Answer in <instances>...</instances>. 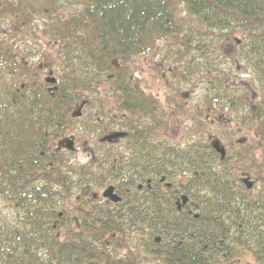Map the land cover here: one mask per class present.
Wrapping results in <instances>:
<instances>
[{
  "label": "trees",
  "instance_id": "obj_1",
  "mask_svg": "<svg viewBox=\"0 0 264 264\" xmlns=\"http://www.w3.org/2000/svg\"><path fill=\"white\" fill-rule=\"evenodd\" d=\"M65 5L72 8L63 13L60 8ZM5 26L10 32L30 29L35 42L40 36L47 38L46 45L51 42L45 54L53 59L55 90L31 84L21 88L32 72L21 59L24 51L18 53L4 38L9 33H3ZM160 35L178 36L186 45L190 65L195 62L203 73L211 106L218 83L225 91L224 101L232 100L224 89L231 65L222 62L226 40L239 36L241 56L262 90L252 110L254 125L261 127L264 0H0V264H109L102 235L94 234L89 250V214L81 221L85 233L68 234L60 241L55 236L52 219L59 199L54 163L49 166L43 145L57 132L59 109L65 111L85 98L91 76L102 80L111 72L113 81L123 73L124 82L130 83L125 79L129 55ZM114 59L120 66L111 64ZM207 141L203 148L197 141L185 152H173L172 172L186 175L184 188L197 201L198 216L188 219L187 228L181 226V217L173 218L169 226L174 227L168 230L178 233L185 246L166 252V262L220 264L249 251L256 264H264V158L254 153L255 146L246 145L219 161ZM232 156L239 169L254 175L256 191L237 182ZM158 221L163 228L168 224Z\"/></svg>",
  "mask_w": 264,
  "mask_h": 264
},
{
  "label": "flooded vegetation",
  "instance_id": "obj_2",
  "mask_svg": "<svg viewBox=\"0 0 264 264\" xmlns=\"http://www.w3.org/2000/svg\"><path fill=\"white\" fill-rule=\"evenodd\" d=\"M166 36H156L150 45L138 47L129 55L125 79L130 83L124 82L123 73L113 81L114 73L111 72H106L102 80H93L91 76L85 85V98L75 100L65 111L59 109L57 132L47 136L43 145L49 166L54 163L59 199L52 219L55 236L60 241L68 234L85 233L81 221L89 214V250L92 251L94 234L102 235V251L109 264H131L130 255L138 257L140 252L149 253L158 264H167L166 252L184 248L183 238L168 230L174 227L169 224L179 216L181 226L187 228L188 219L198 216L195 212L198 204L193 195L186 192V181L175 178L184 173L172 172L174 150L185 152L189 144H197V141L203 148L206 139H216L225 149L223 159L215 151L219 161H223L230 152L246 146V139L237 138L236 144L230 142L228 147L220 140L222 135L219 139L211 130L206 131V125L219 129L234 120L254 125L252 110L262 90L253 93L244 84L231 83L230 77H226L224 89L232 100L224 101L225 91L218 83L214 88L213 109L206 108L203 74L198 78L189 77L190 58L186 45L178 42L179 37L174 40L173 35ZM41 38H37L38 42L35 38L33 41H9L18 53L24 51L21 59L30 67L32 56L43 54L46 58V44ZM157 39L160 42L154 45ZM41 43L44 44L40 46ZM236 45L238 50L242 48L241 42ZM241 58L242 65L250 68L248 61ZM110 62L115 67L120 66L117 59ZM223 64L230 65L227 61ZM30 70L31 79L25 80L21 88L31 84L40 90H54L51 89L53 84L46 81L48 76L41 78V72L46 70L47 75L56 77L53 67L45 68L40 64ZM152 78L158 79L159 84H151ZM197 88L200 90L196 98ZM56 102L61 103L60 92ZM77 107L81 113L73 116ZM224 111L231 115V120ZM180 119H188L192 131L186 140L178 139V142L174 141L173 131ZM262 121L261 127L254 125V128L258 133L261 130L264 140V115ZM187 127L184 124L182 130ZM226 134L232 138L233 133ZM223 138H226L224 133ZM248 176L244 173L241 179H250ZM250 181L253 187L254 180ZM109 187L115 200L103 195ZM182 195L187 196L185 202H182ZM158 219L167 220L166 227L163 228ZM142 240L146 243L142 244ZM122 248L129 252L124 253L125 257L119 255Z\"/></svg>",
  "mask_w": 264,
  "mask_h": 264
},
{
  "label": "rangeland",
  "instance_id": "obj_3",
  "mask_svg": "<svg viewBox=\"0 0 264 264\" xmlns=\"http://www.w3.org/2000/svg\"><path fill=\"white\" fill-rule=\"evenodd\" d=\"M68 7L72 8L71 6H66L65 5V6H61L60 9H61V11L64 10L63 13H65L67 11ZM179 9H181V8H179ZM183 14H184L183 11L179 12L180 16H182ZM185 17H189V16L185 13ZM38 22L40 23V21H38ZM5 29H8L9 33L8 34H4L3 36L5 38H7L8 40H13L15 42L19 41L20 42L22 39H30V40L33 39L32 38L33 36L29 35V33L31 31L30 29H19L18 31H13V32L11 31L10 32V29L5 26V27L2 28L3 33H5ZM168 36H171V35H168ZM41 37L42 36H40V38ZM173 37H174V40H176L178 36L173 35ZM237 37L240 38L239 36H237ZM238 38H235L234 36L230 37L228 40H226V43L224 44V48H225L224 50H225V53H226L227 57L225 58L226 60H223V62L227 61V63H229L231 65V69H230L231 72H230L229 80L231 79V83L235 82L236 84H244L251 91H253V93L259 92L260 91V86L257 84L255 78L253 77L252 71L250 70V68L247 65H242L243 60H242L241 56L239 57L241 52H240V50H238L237 45H236L237 44L236 39H238ZM46 39L47 38L42 37L40 39V41L42 42V40L44 41ZM159 42H160V40L157 39V40H155V42H153V44L155 45V44H157ZM240 42H241V40H240ZM43 44L44 43H41L40 46L43 45ZM46 47L51 48V42H48V45H46ZM42 55L41 56H37V55L32 56L30 67L37 68L40 64H42L43 67H45V68L46 67H52L53 65H52L51 62L53 61V59H48L47 57L45 58ZM236 58H238L239 62L235 60ZM42 59H44V61H42ZM193 66H194V63L189 66V69H190L189 77L190 78H193V77L194 78H198L199 75L201 74V71L197 70L196 66H195V68ZM131 68H133L132 64H131ZM45 76H48L47 75V70L44 71V72H41V78L43 79ZM203 78H204V76H203ZM150 83L154 84V85H158L159 81L156 78H152ZM208 86H209V89H210L211 85H208ZM205 87H206V85L204 84V89H205ZM199 90L200 89L197 88V90H196L197 92H196V96H195L196 98H197V93H198ZM205 100H206L205 101L206 108L209 107V108L213 109V102L211 103L212 104V106H211L207 102V99H205ZM224 112L226 113L227 117L231 116L230 114H227L226 111H224ZM230 120H231V117H230ZM78 121H81V119L78 120ZM178 121H179V123H175L174 124V131H173V133H174V141H178V139L186 140V138L188 137V135L192 131L191 123L189 124V120L188 119H185V120H181L180 119ZM206 121H207V123H209V120H206ZM184 124L188 125L186 130H182L183 127H184ZM176 125H178V126L180 125V129ZM229 125L231 127H229ZM229 125L228 126L225 125V127L221 126L219 129H217V128L213 129V128L208 127V125H206L205 130L206 131L211 130L210 131L211 134L214 132L216 134V137H218L219 139H220L219 136L222 135V139H220V140H223L222 142L226 143L227 145H228V143L230 145L231 144L230 142H235V144H236L235 140L237 138L245 137L247 145L252 146V147L253 146L256 147V148L253 149V150H255L254 153L256 152V154H258L259 156L264 158V154H263L264 152L262 150L264 140L260 138V134L258 132H256V127L254 128V125L253 126H249V125H246V124L238 123L236 120L232 121ZM182 131H184V132L182 133ZM227 132L233 133L231 139L226 134ZM223 133H224V137H226L225 139L223 138ZM207 134H209V133L207 132ZM209 141H211V140L209 139L207 141V143H209ZM178 142H180V141H178ZM229 145H228V147H229ZM241 149L242 148L240 147L239 150H241ZM230 154L234 155V152H230ZM79 157H81V154H79L78 158ZM236 162H237V160H234L233 156H232L230 158V164H231V166H233L232 167L233 169H236V170H234L235 171V175H236V180H237V182H240V178L242 176L244 177V173H246V171H244L243 169H239L238 167L234 168V166L236 165L235 164ZM248 177L252 181L254 180V175L253 176L249 175ZM175 178L179 179V180H182V181H185V179H186L184 174L180 175V177H175ZM252 190L256 191L257 188L256 187L252 188ZM131 246H133V245H131ZM125 252H127V254L129 253L127 249H123L122 248L120 253H119V255H122V254L124 255ZM144 255H146V256H144ZM124 257H125V255H124ZM130 257L132 258L130 260V261H132L131 264H158V262H156V260H152L151 259L149 253L148 254H143L142 252H140V256L133 257V256L130 255ZM220 264H256V262H255V259H254V257H253L251 252H249V251H241V252L236 253L234 256H231L228 259H225L224 261H221Z\"/></svg>",
  "mask_w": 264,
  "mask_h": 264
},
{
  "label": "water",
  "instance_id": "obj_4",
  "mask_svg": "<svg viewBox=\"0 0 264 264\" xmlns=\"http://www.w3.org/2000/svg\"><path fill=\"white\" fill-rule=\"evenodd\" d=\"M236 42L238 43L239 40L237 39ZM47 81L48 82H54L55 81V78L54 77H50V78H47ZM72 115L73 116H78L80 115V107H78L76 110H74L72 112ZM211 147L217 152L220 154V158L223 159L225 157V149L224 147L220 144V142L218 140H212L211 141ZM244 182V184L246 185L247 188H251L252 187V182L248 179V178H243L242 180ZM103 195L104 196H110L112 197L114 200L116 199V197L112 194V188L109 187L107 188L104 192H103ZM182 202H185L186 199H187V196L186 195H182Z\"/></svg>",
  "mask_w": 264,
  "mask_h": 264
},
{
  "label": "bare ground",
  "instance_id": "obj_5",
  "mask_svg": "<svg viewBox=\"0 0 264 264\" xmlns=\"http://www.w3.org/2000/svg\"><path fill=\"white\" fill-rule=\"evenodd\" d=\"M211 141H212V140H211ZM208 144H209V145L211 144V143H210V141H209V143H208ZM210 146H211V145H210ZM263 152H264V151H263Z\"/></svg>",
  "mask_w": 264,
  "mask_h": 264
}]
</instances>
